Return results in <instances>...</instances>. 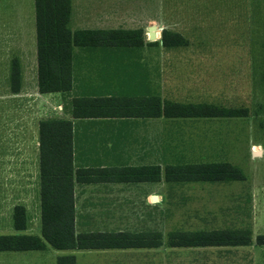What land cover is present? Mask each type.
I'll return each instance as SVG.
<instances>
[{"label":"rangeland","instance_id":"obj_1","mask_svg":"<svg viewBox=\"0 0 264 264\" xmlns=\"http://www.w3.org/2000/svg\"><path fill=\"white\" fill-rule=\"evenodd\" d=\"M142 1L148 4L145 13H153L157 19L160 39L170 31L187 41L186 46L171 51L183 55L177 63H156V69L165 66L172 81H177L174 69L180 72V93L169 98L247 111L244 117L204 125L220 136L215 137L213 151L203 155L206 157L187 162L228 161L239 167L243 179L174 184L164 181L161 174L160 180L154 181L158 201L148 207V215L144 210L138 221L124 226L158 230L164 237L172 229L247 228L251 244L186 249L169 248L164 243L154 249L122 250L123 264H264V248L255 242L256 236L264 233V153H258L264 150V0ZM32 2L0 0V234L15 233L12 211L16 203L23 202L29 204L28 231L38 228L39 233L38 209L32 203L36 173L32 162L26 160L25 164L23 157L33 136L32 121L52 106L22 102L14 96L18 92H10V60L16 53L12 44L18 34L5 20L7 9H14L18 16H30ZM17 255L42 256L15 264H50L48 251L0 252V264H11L6 257Z\"/></svg>","mask_w":264,"mask_h":264},{"label":"crops","instance_id":"obj_2","mask_svg":"<svg viewBox=\"0 0 264 264\" xmlns=\"http://www.w3.org/2000/svg\"><path fill=\"white\" fill-rule=\"evenodd\" d=\"M147 7L148 4L145 5L142 0H70L68 27L71 31L139 30L142 31V37L140 42L135 45L126 43L96 47L74 46L72 51V87L67 93L38 92L34 0L30 16H23L22 14L18 16L14 9H7L5 20L8 22V28H12L18 34L17 40L12 44L16 53L10 60L19 63L21 74L20 89L14 96H18L22 102L31 101L40 106L44 105V102H48L52 106L48 109V113L46 112L32 121L33 136L27 141L23 157L25 164L26 160L32 162V167L36 173V198L32 203H35V207L38 209L39 233H37L38 228L34 232L28 231L31 221L28 214L29 204L23 202L16 203L14 207L22 205L25 208L26 227L22 230L15 229L13 208L12 226L15 233H11V235L34 234L41 236L38 140V123L40 120L61 118L72 121V153L73 164L76 169L158 165L163 174L166 165L206 163L187 162V160L190 161L189 159L199 158L212 152L211 144H214L215 137L220 136L213 130L204 129V125H210L209 123L215 122V120L237 118L167 117L164 115L124 116L123 114L98 117L73 116V99L80 96H128L136 99L158 96L162 102L199 103L169 98V95L180 93L177 91L182 84L180 72L174 69L177 81H172L165 66L156 69V63H171V60L177 63L184 57L181 54L171 53V51L186 46L187 41L184 38L183 43L179 45L166 46L156 32L155 22L157 19L154 14L145 13ZM28 24L30 29L27 28ZM151 26L155 27L154 38L149 37ZM40 113L42 114V112ZM29 118L28 113H26V120L29 121ZM258 153L262 155L264 150H259ZM210 162L228 161H208V163ZM228 163L232 164L231 162ZM224 182L227 181L204 183ZM188 183L197 182L176 184ZM155 190L156 183L149 180L76 181L73 188L75 232L137 231L124 226V223L130 225L132 221H138L144 210L148 215V207L153 206L156 202L153 199L154 195L157 196L158 201V194ZM27 199L25 198V200ZM257 246L264 248V245ZM154 248L157 247L60 250L46 244L40 249L0 250V252L48 251L51 253L50 264H57L58 258L64 255H74L75 264H123L122 250ZM38 256H8L6 261L15 264L31 257L38 258ZM38 261L42 262L43 259Z\"/></svg>","mask_w":264,"mask_h":264},{"label":"trees","instance_id":"obj_3","mask_svg":"<svg viewBox=\"0 0 264 264\" xmlns=\"http://www.w3.org/2000/svg\"><path fill=\"white\" fill-rule=\"evenodd\" d=\"M37 39V88L39 93H67L72 87V51L74 46L96 47L140 42L139 30H76L68 27L70 0H34ZM166 46L179 45V33L165 31ZM11 91L20 89V66L14 61L10 72ZM160 116L167 117H244L246 110L207 102H162L158 96L136 99L128 96H80L73 99V116ZM72 121L61 118L42 119L38 123L39 195L41 236L34 234H0V250L40 249L46 244L55 249H99L110 247L199 248L251 244L247 228L211 230L172 229L166 237L158 230L75 232L74 183L97 180L158 181V165L123 168H74ZM167 182H216L242 180L241 170L228 162L182 163L164 167ZM16 230L26 227L22 205L13 211ZM165 240V241H164ZM257 245H264V233ZM57 264H75L74 255L60 256Z\"/></svg>","mask_w":264,"mask_h":264},{"label":"water","instance_id":"obj_4","mask_svg":"<svg viewBox=\"0 0 264 264\" xmlns=\"http://www.w3.org/2000/svg\"><path fill=\"white\" fill-rule=\"evenodd\" d=\"M149 37H150V38H154V37H155V27H154V26H151V27L149 28ZM254 154H257V152H254ZM153 199H154V201H157V196L154 195V196H153Z\"/></svg>","mask_w":264,"mask_h":264}]
</instances>
